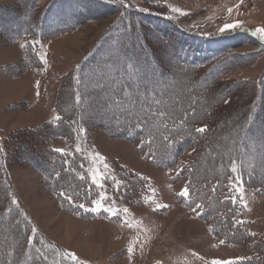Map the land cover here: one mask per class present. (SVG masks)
I'll list each match as a JSON object with an SVG mask.
<instances>
[{
  "label": "trees",
  "instance_id": "obj_1",
  "mask_svg": "<svg viewBox=\"0 0 264 264\" xmlns=\"http://www.w3.org/2000/svg\"><path fill=\"white\" fill-rule=\"evenodd\" d=\"M95 1L100 2L99 4L106 9H116L120 14L117 17L119 20L124 17L130 20L113 24L100 36L95 45L79 58L77 65L61 76L55 102L56 117L59 116L61 119L56 120L55 117L35 125L19 126L9 129L3 136L2 144H0V215L8 213L5 212L8 208L4 203L8 195L10 200L11 197L17 196L14 189L12 190L13 185L9 179L8 170L13 165H27L41 176L44 187L54 196L63 211L86 219L106 216L104 212L96 214L78 207L80 204L91 207L92 201L98 198L101 190L100 185L94 183L88 173L89 154L79 142L89 140L92 134L103 130L112 138L139 142L140 152L155 167H177L173 178L175 181H184L190 191L189 197L179 195L178 199L184 205L199 211L200 217L208 223L212 234L218 239L232 244H244L249 239L252 240L253 235L251 236L245 225L243 207L235 193V186L239 184L231 183L229 178L235 180L239 176L245 190L264 192V169L260 168V163L264 162V144L260 143L264 139V75L260 80L242 78L233 81L223 76L230 66L226 67L224 58L228 54L229 58L233 57L235 51L231 52V47L237 43V41L227 42L226 39L235 34H244V32L251 34L252 32L240 26L236 29H226L219 33L214 31L204 35L194 26L187 25L183 27L184 37L176 31L178 38L171 39L170 34H166L167 32L164 29L161 30L160 26L182 25V20L170 15L167 10L168 2L163 0H150L145 6H136L132 0H14L12 5L23 4L24 6L4 7L8 10L6 16L1 15L4 22L0 23L2 26L0 37L9 43L24 45L23 55L18 60L7 64L6 71L11 73L14 70L16 75L17 73L21 75L41 67L43 60L39 55L40 45L59 33L76 29L78 23L91 13L85 4ZM124 4L128 7L125 8ZM20 8H23L21 9L23 13L26 11L24 14L28 13L29 16L33 14L30 23L24 25L20 22L21 18L23 19ZM139 18L144 20L148 18L152 21L153 27L147 30L141 29ZM155 31L163 33L167 40L162 41L153 36L151 39L150 32ZM128 37L130 39L133 37L130 42ZM111 40H115L113 47L108 45ZM200 40L202 43H199ZM37 41L39 43H34ZM177 43L178 49L175 52ZM162 47H167L169 50H164ZM200 47L203 49L201 50ZM160 48L161 50L158 51ZM105 49L108 52L112 51L111 56H119L120 51L124 52L122 59L125 61L126 71L123 69L124 71H120L121 75L118 76L122 78L123 75H128L131 78L136 77V82L139 81L135 87L137 89L127 85L129 87L127 90L123 85H116L122 83L120 78H113L112 84L106 87V90L109 87L111 89L105 92L112 95V100L120 102L118 108L114 109L121 111V106L126 104L125 101L130 102L134 98L135 104L139 102L138 105L144 104L146 107L145 117H129L121 112L119 120L114 121L112 117L110 121L108 117H105L106 115L102 116L97 111L89 110L91 93L94 91L88 92L87 95L82 91L81 81L85 77H82L81 73L85 70V65L98 67L93 60L100 59L102 52H107ZM165 52L168 53L167 60L161 55ZM170 57L176 59L175 63H170ZM221 63L225 65L222 68H220ZM128 65L132 67L128 68ZM145 67L149 72L144 78H151L150 80L153 73L159 80L174 76L173 72L176 69L191 73L192 84L195 82L202 84L203 80L210 78L211 82L204 90L205 102L197 99L198 108H194L195 99H193V107L189 109L187 105H184L185 99L181 101L182 96L179 95L178 99L173 100V107L165 108L163 103L167 100L164 101L163 96H166L169 92L167 90H171L172 86H169L167 82L159 85L160 82L156 78L158 83L155 81L156 84L144 87L142 85L144 79L142 82L137 78H142L141 68ZM116 71L114 69L112 74L117 75ZM151 71L153 73L150 75ZM105 74L106 72L101 73L103 76ZM243 84L248 87L256 86L254 87L256 92L251 89L249 103H244L249 97L246 99L248 90L244 91L240 88ZM138 86L142 89H138ZM171 92L172 90L169 93ZM110 98L108 97L106 102L108 105L114 104L109 103ZM156 100L160 103L155 104ZM256 102L257 105H255ZM149 104L152 106L151 111H149ZM202 108H206V111L201 114ZM159 111H163L165 115H158ZM97 118L100 119L96 120ZM231 120L239 125L237 133L240 147L236 146V149L232 148V150L226 148L223 159H220L222 170L212 172L208 164L203 161V157L210 145L219 143L218 130L225 126L229 127ZM205 126L206 131L203 133L196 131L197 128ZM58 136L64 137L69 142V150L63 153L55 151L52 141ZM248 156L252 159L249 163L246 162L249 159ZM202 163L204 170L201 168ZM233 165L236 172L232 171ZM113 166L115 172L111 175L112 179L106 183L108 189L112 187L111 190L128 205L142 206L152 203H146L143 199L144 195L154 191L150 180L117 161L113 163ZM61 193L71 195L72 201ZM231 197H236L235 203ZM17 204L16 207L29 222V213L24 206L23 209L21 204ZM197 204L201 205L200 209L196 208ZM20 218L23 217L20 216ZM237 221H243V223H237ZM251 246L253 254L233 264H264V237L257 236ZM24 247L25 245H20L12 264L22 260L23 252L26 250ZM36 249L38 258L43 253V245L38 248L36 246ZM31 251L33 250L29 249L27 253L30 254ZM38 261L39 264H49L43 259L38 258ZM50 264L55 263L50 260Z\"/></svg>",
  "mask_w": 264,
  "mask_h": 264
},
{
  "label": "rangeland",
  "instance_id": "obj_2",
  "mask_svg": "<svg viewBox=\"0 0 264 264\" xmlns=\"http://www.w3.org/2000/svg\"><path fill=\"white\" fill-rule=\"evenodd\" d=\"M13 1L0 0V23L4 22L1 15L6 16L7 7L12 5ZM163 1L168 2L167 10L171 16L182 20V25L160 26L161 30L164 29L166 34H170L171 39L178 38L176 31L183 35V27L187 25L194 26L205 35V33L209 34L214 31L219 33L225 24L239 21L241 27H246L253 34L244 32V34H235L226 39L227 42L237 41V43L231 47V52L235 51L233 57L229 58L228 54L224 58L226 67L230 66L223 76L232 81L242 78L260 80L263 77L264 40L255 33V30L264 27V0ZM132 2L136 6H145L150 0H132ZM99 3L96 1L85 4L91 13L86 16V20L78 23L76 29L59 33L42 43L39 55L44 57L43 65L24 74L17 73L16 75L14 70L9 73L5 69L7 64L18 60L23 55L21 44L9 43L0 37V144L9 129L35 125L55 118V102L61 76L71 71L77 65L79 58L87 53L113 24L130 20L125 17L119 20L117 17L120 14L116 9H106ZM5 6H7L6 9ZM173 8H179L187 14L174 12L171 10ZM139 19L141 29L147 30L153 27L152 21L148 18ZM132 28L136 29V27ZM152 36L162 41L167 40V37L160 31L150 32V38ZM199 43H202L201 40ZM114 44L115 40L108 43L111 47ZM194 47L197 48L195 45ZM162 48L169 50L167 47ZM177 49L178 43L175 46V52ZM200 49L202 50L203 47ZM160 50L161 48L158 51ZM111 52L103 51L100 59L93 60L98 67H86L85 65V70L81 73L82 77H85L81 81L82 91L86 95L94 91L91 93L89 110L97 111L102 116L106 115L105 117H108L110 121L112 117L114 121L119 120L121 112L129 117H145L146 107L144 104L138 105L139 102L135 104L134 98L130 102L125 101L126 104L121 106V111L119 109L117 111L114 108H118L120 102L112 100L110 93L106 94V87L112 84L113 78H120L121 73L119 72L126 71L125 61L122 59L124 52L120 51L119 56H111ZM161 55L167 60V52ZM169 60L171 64L176 61L172 57ZM224 66V63H221L220 68ZM114 69L117 70L115 72L118 73L117 75L112 74ZM141 69L142 78H137V80L143 82L144 79L142 83L144 87L158 83L155 80L158 77H154L155 74L152 71L150 72V75L153 73L152 80H150L151 78H144L147 77L149 70L146 67ZM103 72H106L104 76L101 75ZM141 74L139 73L138 76L140 77ZM173 74L174 76L171 75L165 79L159 80L158 78L159 85H164L166 82L169 86L173 85L172 92L163 96L164 101L167 100L163 106L173 107V100L181 95V101L185 99L184 105H187V108L193 107V99H195L194 108H198L196 100H204V90L210 84L211 79L203 80L202 84L198 82L192 84L191 73L176 69ZM124 76L120 78L122 83L116 85H123L127 90L129 87L137 89L135 87L139 81L136 82V77ZM254 87L256 86L248 87L246 84L240 86L244 91L248 90L246 99L251 97V89L255 91ZM134 94L138 95V93ZM82 96L84 97V94ZM108 97H111L109 103L114 104H106ZM250 97L244 103L251 102ZM120 100L124 99L120 98ZM204 111L206 108L200 110L201 114ZM229 125V127L225 126L218 130L219 143L210 145L203 157V161L208 164L212 172L222 170L220 159H223V152L226 148L232 150V148L236 149V146L240 147L237 133L239 125L234 124V120H231ZM88 142L90 143L87 146ZM79 143L89 154L88 173L91 177L99 173L97 184L100 185L101 190L96 200H99L102 195L105 196L106 199L102 201L104 206L114 210L119 209L118 215L110 216L103 209L100 212H104L106 216L96 219L80 218L68 214L62 210L54 196L44 187L41 176L37 172L27 165H13L8 172L13 185L12 190L14 189L17 196L16 198L11 197L10 200L8 195L4 202L8 208L5 212L8 213L0 215V264H12L20 245H25L26 250L23 252L22 260H18L17 264H36V262L39 264L38 258L46 260L45 262L49 264L50 260L55 264H157V262L159 264H212L213 260L238 262L253 254L251 243L257 236L264 237V192L245 190L241 184L235 186V193L243 207L246 228L250 234L255 233V235L252 240L249 239L244 244L221 243V240L212 234L208 223L200 217V212L184 205L178 199V193L185 187V182L175 181L173 178L177 167L157 168L140 152L139 142L112 138L103 130H98L89 140H82ZM260 143L264 144V139ZM52 146L64 151L70 149L69 142L62 136L54 138ZM250 157L248 156L247 163L252 161ZM115 161L131 168L152 182L154 191L143 196L144 201L152 202L151 204L128 205L111 190L112 187L108 189L106 183L112 179L111 175L115 172L113 166ZM201 168L204 170L203 163ZM260 168L264 169V162L260 163ZM238 187L241 189L239 192L236 191ZM13 200L16 203H13ZM17 203L21 204L22 208L24 206L30 214H28L29 222L16 207ZM157 205H168V207L158 209ZM94 206L92 204L91 207L85 206V208L90 209ZM124 208L128 209L127 213L123 212ZM94 213L97 214V212ZM69 218H74L76 221ZM41 245H43V253H40L41 255L37 258L36 246L38 248ZM130 246L133 248L132 253L128 252ZM29 249L33 250L30 254L27 253ZM66 253H74L77 259L72 260Z\"/></svg>",
  "mask_w": 264,
  "mask_h": 264
},
{
  "label": "snow or ice",
  "instance_id": "obj_3",
  "mask_svg": "<svg viewBox=\"0 0 264 264\" xmlns=\"http://www.w3.org/2000/svg\"><path fill=\"white\" fill-rule=\"evenodd\" d=\"M123 6H124L125 8L128 7L127 4H124ZM171 10L174 11V12L181 13L182 15H186V14H187V13L182 12V10L179 9V8H173V9H171ZM229 11H231V9H229ZM238 27H240V22H239V21H237V22H235V23H232V24H225V25L223 26V28L220 29V31L223 32V31H225L226 29H236V28H238ZM255 33H256V34H259V36L261 37V39L264 40V27L257 28V29L255 30ZM34 43H39V42L37 41V42H34ZM21 46L23 47L24 45H21ZM40 59L43 60L44 57H43V56H40ZM127 67H128V68H131L132 65H128ZM37 83H38V82H37ZM125 94H127L126 90H125ZM145 95H147V93H145ZM78 99H79V96H78ZM154 103H155V104H159L160 101H159V100H156V101H154ZM148 107H149V111H151V109H152L151 104H149ZM142 110H143V109H142ZM158 115H160V116H164L165 113H164L163 111H159V112H158ZM55 119H56V120H59V119H61V117L57 116ZM196 131H197V132H200V133H203L204 131H206V126H205V127H201V128H197ZM165 139H167V137H165ZM55 151H56V152H61V153H63L64 150H63V149H55ZM232 171H233V172H236L235 165H233ZM98 175H99V173L97 172L96 175H93V176H92V180H93L94 183H99L98 180H97V176H98ZM229 179H230V182L233 183V184H237V183H238V184H241V185L243 184V181L240 179L239 176H237V177L235 178V180H232V178H229ZM240 190H241V189H240L239 187L236 188V191H237V192H239ZM61 195H66V194H65V193H61ZM178 195H180V196H182V197H185V198L189 197V195H190L189 186L186 185V186L181 190V192L178 193ZM66 198H67L69 201H72V196H71V195H66ZM104 199H106V197L102 195L101 198H100L99 200H93V201H92V204L95 205V206L92 207V208H90V209H89V208H85V206H84L83 204L78 205V207H79V208H82V209H85V211H91V212H97V213L100 212V211L103 209V211L108 212V213L110 214V216H116V215H118V213H119L120 210H119V209H115V210H114V209H112V208L105 207L104 204L102 203V201H103ZM231 199H232L233 203H235V201H236V197H231ZM13 203H16V201L13 200ZM246 206H247V205L245 204V207H246ZM164 207H168V205H157V208H158V209H159V208H164ZM196 208H197V209H200V208H201V205L197 204ZM194 211H195V209H194ZM123 212L127 213V212H128V209H127V208H124V209H123ZM197 214L199 215V212H198ZM125 222H127V221H125ZM237 223H243V221H237ZM33 231H35V229H33ZM251 234H252V235H255V233H251ZM221 243H223V241H221ZM132 251H133V248L130 246V247L128 248V252H129V253H132ZM66 255H67L68 257H70L72 260H76V259H77L76 255H75L74 253H66ZM157 264H159V262H157ZM212 264H233V261H231V260H229V261L213 260V261H212Z\"/></svg>",
  "mask_w": 264,
  "mask_h": 264
},
{
  "label": "bare ground",
  "instance_id": "obj_4",
  "mask_svg": "<svg viewBox=\"0 0 264 264\" xmlns=\"http://www.w3.org/2000/svg\"><path fill=\"white\" fill-rule=\"evenodd\" d=\"M96 2V1H95ZM15 9H19V8H15ZM21 9H23V8H20V11H21V14L20 15H23L22 17H23V19L22 20H20V22L21 21H23L24 20V22H22V23H24V25H26L27 23H30L31 22V18H32V16H33V14H31L30 16H29V14L28 13H26V14H24L26 11H24V13L22 12V10ZM26 9V8H25ZM24 9V10H25ZM71 9V8H70ZM27 11H28V9H27ZM18 12V11H17ZM93 13V12H92ZM78 14V13H77ZM19 16V15H18ZM74 19V18H73ZM72 19V20H73ZM71 20V21H72ZM142 32V31H141ZM127 36H129V34L127 35ZM126 36H124V38H125ZM137 37H139L138 35H137ZM129 38V37H128ZM133 38V37H132ZM131 38V39H132ZM136 38V37H135ZM131 39L129 38V42L131 41ZM138 39V38H137ZM136 41V40H135ZM131 44V43H130ZM135 45H136V43H135ZM139 45V44H138ZM124 45H122V47H123ZM113 49V48H112ZM123 49V48H122ZM129 49V48H128ZM118 50H119V48H118ZM183 82V81H182ZM177 84V83H176ZM181 84V83H180ZM173 86V85H172ZM139 87V86H138ZM220 87V86H219ZM169 89V88H168ZM184 89V88H183ZM218 89V88H217ZM216 89V90H217ZM167 91H171L170 89L169 90H167ZM178 91V90H177ZM181 91V90H180ZM175 92V91H174ZM176 93V92H175ZM183 93V92H182ZM174 94V93H173ZM254 133V132H253ZM224 136V135H223Z\"/></svg>",
  "mask_w": 264,
  "mask_h": 264
},
{
  "label": "crops",
  "instance_id": "obj_5",
  "mask_svg": "<svg viewBox=\"0 0 264 264\" xmlns=\"http://www.w3.org/2000/svg\"><path fill=\"white\" fill-rule=\"evenodd\" d=\"M69 219H72V218H69ZM72 220L76 221L74 218Z\"/></svg>",
  "mask_w": 264,
  "mask_h": 264
}]
</instances>
